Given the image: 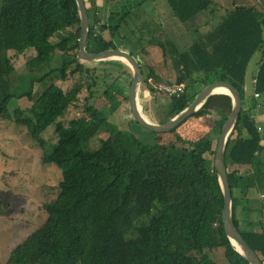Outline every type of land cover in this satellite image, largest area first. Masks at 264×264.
I'll list each match as a JSON object with an SVG mask.
<instances>
[{
    "label": "trees",
    "instance_id": "1",
    "mask_svg": "<svg viewBox=\"0 0 264 264\" xmlns=\"http://www.w3.org/2000/svg\"><path fill=\"white\" fill-rule=\"evenodd\" d=\"M149 1H139L116 26H110L105 19L109 6H121L122 1L84 0L89 17L86 50L97 54L119 49L115 39H127L121 33L128 30L135 47L132 55L142 70L141 87L150 91L155 103L159 94H164L153 85L165 78L149 63L148 47L159 48L164 65L173 72L174 84L184 86L179 97L165 96L166 116L160 124L184 111L194 101L197 88L225 81L239 91L242 110L224 153L232 192L231 216L264 264V219L243 223L235 212L236 189L244 196L251 190H264V135L255 115L261 108L257 99L264 95V1L259 8L234 4L209 32L186 30L192 42L182 47L168 36H154L152 17L143 7ZM163 1L172 19L183 25L214 10H210L212 0ZM80 31L75 0H0V117L25 127L29 137L39 143L49 127L61 129L59 120L67 110L84 90L88 101L97 85L99 63L77 59ZM256 54L259 61L253 96L257 97L246 107V75ZM10 55L26 58L28 69L34 72L54 60L58 65L14 86ZM111 62L124 69L128 80L116 77L96 103L86 105L84 115L72 121L52 153L43 157L44 163L61 170L59 195L47 208L44 224L0 264H215L213 251L217 248H223L227 264H249L224 232L223 193L214 167V150L208 152V143L213 136L217 143L231 113V97L211 94L192 117L169 133L173 140L145 129L155 137L152 143L145 142L124 125L109 122L128 102L125 87H130L132 77L127 65ZM76 76L82 81L66 90L60 87V82ZM36 88L41 89L37 92ZM13 100H24V104L14 108L11 118L9 104ZM143 112L152 118L146 104ZM193 119L200 120L204 128L211 122L213 128L196 140L186 139L178 129ZM101 129L106 130L102 136ZM95 138L99 147L92 149ZM239 168L251 169V176L238 177Z\"/></svg>",
    "mask_w": 264,
    "mask_h": 264
},
{
    "label": "rangeland",
    "instance_id": "2",
    "mask_svg": "<svg viewBox=\"0 0 264 264\" xmlns=\"http://www.w3.org/2000/svg\"><path fill=\"white\" fill-rule=\"evenodd\" d=\"M214 6L213 12L207 11L196 16L187 25L180 24L172 19L171 12L163 0H153L148 2L144 8L149 11L153 21L154 36L162 39L164 36L170 37L180 47L187 46L192 42V35L186 30L198 28L200 32H209L217 26L221 16L225 11L232 6H249L259 8L264 0H212ZM113 6V8H115ZM143 8V9H144ZM137 25V24H136ZM133 28V24H130ZM159 29H157V28ZM159 31V32H158ZM125 32V33H124ZM121 36L127 39H120L119 36L115 39L116 45L120 50L135 54L133 38L128 30H124ZM163 33V36H162ZM161 35V37H160ZM33 52V51H32ZM148 61L154 66L157 73H160L165 81L163 84L174 85L173 72L170 66L164 65V58L159 48L148 47ZM108 60L98 62L95 80L97 85L91 90L92 97L87 101L88 93L84 90L79 96L78 102L70 107L65 115L59 120L61 129L57 126L49 127L42 135L43 142L39 143L29 137L25 127L15 124L11 120H3L0 117V263H5L11 251L23 242L31 233L42 226L47 220V208L53 204L59 195V182L61 180V170L54 164H46L43 162V157L50 155L64 135L71 129L72 121L84 115L86 105H92L106 91L108 86L118 76H123L128 80V76L123 73V70L118 64H114ZM259 54H256L249 64L248 76L246 78L247 91L245 90L244 103L249 100V93L253 96V88L250 85L251 70H257ZM121 62V61H119ZM123 63V62H121ZM125 64V63H124ZM144 64V63H143ZM54 60L47 68L40 71H31L28 69L26 58L20 57L15 59L12 55L9 56V72L12 74V83L14 86H22L28 77L32 75H42L45 71L57 67ZM126 65V64H125ZM132 78V77H131ZM82 81L79 77L70 79L69 82L59 83L64 90L70 86ZM155 85H153L154 88ZM130 88V87H129ZM129 88L126 86L125 91L128 93ZM41 88H36L38 92ZM200 90V88H197ZM246 89V88H245ZM148 90L142 89L141 85L138 93V101L143 115L152 123L159 124L166 116L165 104L167 98L159 94L157 101L152 102V95L148 96ZM168 97V96H167ZM255 97V96H253ZM24 100H13L9 104V114L13 118V110L17 105H23ZM257 102L262 107L260 111L264 112V95L257 99ZM148 106L152 118L147 117L143 112V106ZM129 104L124 102L121 108L109 119L111 124L123 126L126 130L133 133L138 139L152 143L155 139L145 129L137 126L128 114ZM263 127L264 135V120H260ZM208 128H204L198 119H193L186 125L178 129L186 139L196 140L207 133L209 128H213V124L209 122ZM105 129H101L100 135L105 133ZM214 134L212 133V136ZM211 136V137H212ZM158 137V136H157ZM156 137V138H157ZM159 137L173 140V135L169 133L159 134ZM212 137L209 142V151L215 150V139ZM219 138V137H218ZM218 140V139H217ZM92 149L99 147L97 138L91 142ZM213 259L215 264H227L224 258L223 248H217L213 251Z\"/></svg>",
    "mask_w": 264,
    "mask_h": 264
},
{
    "label": "water",
    "instance_id": "3",
    "mask_svg": "<svg viewBox=\"0 0 264 264\" xmlns=\"http://www.w3.org/2000/svg\"><path fill=\"white\" fill-rule=\"evenodd\" d=\"M81 20V31L79 38V49L77 59L84 62H102L108 60H118L125 63L131 71V85L128 91V104L134 121L143 129L156 134L170 133L179 127L183 122L196 113L208 96L217 92L219 88L227 91L232 99V110L226 121L223 123L219 138L214 150V167L217 172L219 184L223 193L224 207L222 211V224L226 237L231 245L239 247L236 252L245 258L249 264H263L259 256L249 247L233 223L232 192L229 184L227 167L225 163V147L228 138L242 110V99L239 91L230 83L225 81H215L203 86L195 96L194 101L181 113L165 123L155 124L150 122L142 113L138 101L139 88L142 83V70L137 59L129 52L120 49L105 50L92 54L86 50V42L89 32V17L84 0H75Z\"/></svg>",
    "mask_w": 264,
    "mask_h": 264
},
{
    "label": "crops",
    "instance_id": "4",
    "mask_svg": "<svg viewBox=\"0 0 264 264\" xmlns=\"http://www.w3.org/2000/svg\"><path fill=\"white\" fill-rule=\"evenodd\" d=\"M121 1H122L121 6L116 5L115 8H113V6L115 5L109 6V11L105 19L107 24L110 26H116L120 22L122 17L125 15V13L131 12L133 9H135L137 4L141 0H129L130 2H128L127 4H125L124 2L128 0H121ZM152 1L153 0H150V2ZM248 70H249V66H248ZM248 70H247L246 78L248 76ZM257 70H258V64H257ZM257 70L252 69L250 73L251 75L250 85L252 88L254 85V76ZM245 88H246L245 90L247 91L248 87L245 86ZM248 96H249L248 99L249 101L246 103V107H248L253 101V96H251V93H249ZM260 109H262V107L256 110L255 115H257L259 118L258 128L260 129V132L263 134V127L261 125L260 120L262 119L264 120V112L263 111L261 112ZM263 145H264V141H263ZM251 174H252L251 169L239 168L237 176L243 177L245 179L251 176ZM235 197H236V210H235L236 217L240 221L244 223L247 222L249 219L254 221L260 220L261 218L264 219V190H251L246 193V196H244L240 189H236Z\"/></svg>",
    "mask_w": 264,
    "mask_h": 264
},
{
    "label": "built area",
    "instance_id": "5",
    "mask_svg": "<svg viewBox=\"0 0 264 264\" xmlns=\"http://www.w3.org/2000/svg\"><path fill=\"white\" fill-rule=\"evenodd\" d=\"M154 89L160 93L167 95L168 97H179L184 92V86L177 84L171 85L160 83L158 85H155ZM147 94L149 96L150 92H148ZM255 97H257V95H255Z\"/></svg>",
    "mask_w": 264,
    "mask_h": 264
},
{
    "label": "bare ground",
    "instance_id": "6",
    "mask_svg": "<svg viewBox=\"0 0 264 264\" xmlns=\"http://www.w3.org/2000/svg\"><path fill=\"white\" fill-rule=\"evenodd\" d=\"M121 61H123V60H121ZM217 93H227V91L225 90V89H223V88H219L218 90H217ZM235 248L239 251V247L238 246H236L235 245Z\"/></svg>",
    "mask_w": 264,
    "mask_h": 264
}]
</instances>
